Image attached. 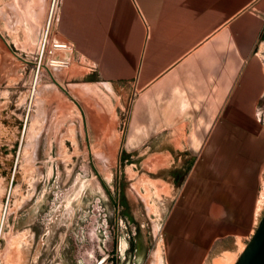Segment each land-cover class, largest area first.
<instances>
[{
  "label": "crops",
  "instance_id": "0c3cea01",
  "mask_svg": "<svg viewBox=\"0 0 264 264\" xmlns=\"http://www.w3.org/2000/svg\"><path fill=\"white\" fill-rule=\"evenodd\" d=\"M48 32L103 84L132 87L120 132L101 125L119 158L190 162L163 227L166 263L240 254L264 169V0H58Z\"/></svg>",
  "mask_w": 264,
  "mask_h": 264
},
{
  "label": "rangeland",
  "instance_id": "374dc122",
  "mask_svg": "<svg viewBox=\"0 0 264 264\" xmlns=\"http://www.w3.org/2000/svg\"><path fill=\"white\" fill-rule=\"evenodd\" d=\"M57 4L0 0V264H167L163 227L190 162L119 158L101 125L120 132L133 89L53 47Z\"/></svg>",
  "mask_w": 264,
  "mask_h": 264
},
{
  "label": "water",
  "instance_id": "95a60500",
  "mask_svg": "<svg viewBox=\"0 0 264 264\" xmlns=\"http://www.w3.org/2000/svg\"><path fill=\"white\" fill-rule=\"evenodd\" d=\"M237 264H264V211L255 233L240 254Z\"/></svg>",
  "mask_w": 264,
  "mask_h": 264
},
{
  "label": "bare ground",
  "instance_id": "6f19581e",
  "mask_svg": "<svg viewBox=\"0 0 264 264\" xmlns=\"http://www.w3.org/2000/svg\"><path fill=\"white\" fill-rule=\"evenodd\" d=\"M45 45V44H44ZM57 47H59V46H57ZM57 64V63H56ZM263 191L262 192H260V198L258 199V202H257V206H259V208L260 207H262L261 205H262V203H263ZM258 208V209H259ZM260 210V209H259ZM258 210V211H259ZM259 213V212H258ZM182 230V229H181ZM241 251H243V249L241 250ZM161 260V259H160ZM218 260V262H216ZM215 262L216 263H214V264H232L233 263V256H231V255H229V254H225V257L223 258V259H221L220 261H219V259H217Z\"/></svg>",
  "mask_w": 264,
  "mask_h": 264
},
{
  "label": "built area",
  "instance_id": "2783aa9c",
  "mask_svg": "<svg viewBox=\"0 0 264 264\" xmlns=\"http://www.w3.org/2000/svg\"><path fill=\"white\" fill-rule=\"evenodd\" d=\"M59 46V47H57ZM54 48H59V49H67V50H71L70 48H68L65 44H55L53 45Z\"/></svg>",
  "mask_w": 264,
  "mask_h": 264
}]
</instances>
